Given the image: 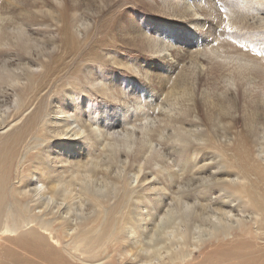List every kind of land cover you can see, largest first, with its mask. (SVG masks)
Instances as JSON below:
<instances>
[{
  "label": "bare ground",
  "instance_id": "obj_1",
  "mask_svg": "<svg viewBox=\"0 0 264 264\" xmlns=\"http://www.w3.org/2000/svg\"><path fill=\"white\" fill-rule=\"evenodd\" d=\"M160 2L138 32L147 58L108 56L131 81L86 73L97 105L77 88L49 99L56 60L0 77L17 105L0 119L14 125L0 135V264H264V143L250 141L264 114V0ZM82 18L62 25L65 43L86 31ZM205 72L215 92L200 91ZM219 125L234 146L216 139ZM134 146L144 153L132 172ZM32 156L11 184L13 164Z\"/></svg>",
  "mask_w": 264,
  "mask_h": 264
},
{
  "label": "rangeland",
  "instance_id": "obj_2",
  "mask_svg": "<svg viewBox=\"0 0 264 264\" xmlns=\"http://www.w3.org/2000/svg\"><path fill=\"white\" fill-rule=\"evenodd\" d=\"M62 1L65 2L67 8L64 20L59 17V13L62 11L60 1L57 0H0V17L12 19L11 22H7L6 25L0 28V77L13 73V75L25 78L30 71L39 72L36 66L38 62L51 61L53 63L56 60V65L59 67L56 68L45 88L49 99L56 100L63 95L62 88L66 90L77 88L79 89L77 91L88 94L84 95L90 103L89 106L92 107L94 104L97 105L99 103L100 97L96 93L94 94L93 89L85 86L87 81L86 73L88 71L93 72L94 77H91L95 78L99 72L105 69L103 72L104 74H110V81H117V79L121 78L120 76L124 77L126 81H131L130 72L116 67L109 61L110 58L108 56L112 48H117L120 53L115 58L121 64L125 62L124 59L122 60V56L125 54L128 55L126 62L128 59L132 60L133 58L134 60L135 57L140 58L139 61H142L145 56L147 58L148 54H145L147 53V44L139 37L138 32L143 28H147L149 19L152 17L156 18L160 14L161 2L160 0ZM78 17H83L82 19L85 20V23H89L87 24V29L78 36L80 43H78L79 41H76L77 44L71 41L65 43L62 25L65 26L67 24L71 30L74 24L78 23ZM67 31L70 32L69 30ZM187 40H190V38L185 39V41ZM151 67L152 71L158 70L155 65ZM190 70L194 71L195 75L199 77V70L196 71L197 69L195 68ZM210 80L211 76L206 72L202 73L198 86L200 91L213 87L212 90L215 92L214 87L216 86H213V81ZM1 82L2 80L0 79V93L4 92L5 96L0 94V119L17 112L15 97L12 96L10 91L11 87L4 88ZM21 82L24 81L21 80ZM234 94H236L237 109L233 112V115H236L234 117L235 128L233 131L241 132L242 123H247V120L242 115V102L237 91H234ZM90 110L92 115L90 114L89 118L91 119L94 116L95 108ZM93 110L94 113H92ZM201 110L204 113V109L201 108ZM255 117L258 121L255 124L260 127V132L257 135L250 136L252 146H258L259 142L261 144L264 143V140H262L264 137V134L262 135L264 114L259 112ZM19 124L20 122L16 125ZM13 126L10 125L6 129H1L2 127L0 126V135L9 133L11 131L9 129ZM220 127L219 125L216 129V139L229 146H234L232 134L224 137ZM260 134L262 135L261 137ZM258 139L260 140L258 141ZM28 142L35 146L32 137L29 138ZM22 147L20 146V153H22ZM143 153V146H134L132 153H129L131 157L126 164L132 172L142 162ZM123 158V155H120V159L123 160ZM29 159L30 161H28ZM29 159L21 165L18 161L13 164L10 170L11 184H16L18 178L22 176V169H27L28 166L30 169L32 168L36 157L32 156ZM216 161L217 159L213 162L215 163ZM145 168L149 170L145 169L146 173H149L152 170L151 168H155L153 159H150L147 165L145 164ZM18 170H20L19 174Z\"/></svg>",
  "mask_w": 264,
  "mask_h": 264
}]
</instances>
